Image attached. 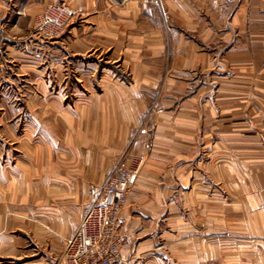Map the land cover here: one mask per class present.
Masks as SVG:
<instances>
[{"label": "crops", "instance_id": "1", "mask_svg": "<svg viewBox=\"0 0 264 264\" xmlns=\"http://www.w3.org/2000/svg\"><path fill=\"white\" fill-rule=\"evenodd\" d=\"M59 1L67 2L83 14V23L69 28L57 40L44 42L33 35L36 18L47 5ZM137 1L126 0L121 5L122 0H41L34 5L31 0H0V48L4 50L0 55V80L24 83L41 80L47 71L43 72L44 65L61 66L53 57H46L45 51L63 45L69 47L64 53L67 64H86L82 52L88 41L77 33L87 28L105 34L107 37L99 41L100 46L114 49L120 47L121 34L140 32L125 38L127 47L135 50H142L143 43L150 41L149 34H153L157 60L163 58L165 63L163 38L166 27H171L174 48L181 49L183 44L189 47L173 57L174 71L199 70L202 77L198 80L195 76L193 85L191 80L183 82L176 74L171 79L172 85L180 88L174 91L180 99L164 101V109L157 117L151 155L122 212V231L130 242L123 258L130 264H264V249L260 248L264 241V165L261 164L264 160V38L261 36L264 33L257 25L261 24V0H165L170 2L167 3L170 7L166 6L162 23L153 32L148 30L147 12ZM224 1L237 2V6L245 1L257 5L255 8L254 3L247 9L218 7ZM190 2L203 5V10L207 6L205 2H209V10H205V16L209 17L217 9L216 15L221 14L220 17L226 11L234 12L229 34L224 35L222 28L218 30L213 24H204L199 38L190 44L182 40L181 28L197 33L198 11ZM215 2L217 9H213ZM246 16L254 18L253 25L245 26ZM166 17H172L175 24L168 23ZM145 18L146 24L139 25ZM118 20L123 22L120 24ZM133 24L137 25L133 27ZM38 51L44 57H38ZM108 66L110 71L117 72L114 65ZM84 71L83 66L72 75L65 73L66 87L56 96L72 91L70 82H81ZM160 79L159 73L157 83ZM27 85L30 90V84ZM185 85L194 89L190 87L186 92ZM158 87L159 84L157 90ZM38 89L35 86L25 94L55 95L48 89L38 93ZM3 90L8 88L0 91ZM9 91L12 95L24 93L15 88ZM147 93L144 95L148 96ZM147 108L144 101L140 106L137 103L118 106L116 102L95 105L92 110L80 104L70 107L57 103L39 109L29 104L28 110L36 115L29 126L34 134L29 131L32 138L28 156L22 155V148L17 147L15 166L10 174L3 170L0 182V262L8 256L14 258L10 264H37L39 259L44 264L47 261L54 264L53 255L62 251L63 242L78 227L129 143L132 121ZM95 110L98 115L90 120L87 113ZM41 112L48 113L43 120L38 117ZM16 119L11 122L14 126L8 123V128L15 129ZM214 182L220 187L215 188V195ZM25 183L28 191L45 194L43 200L31 205L26 201L34 219L39 216L44 231L34 224L35 232L42 233L37 239L45 243L43 249L36 244L31 246L30 254L22 258L26 238L5 232L13 231L14 218L22 213L15 209V202L5 201L4 194L15 195ZM229 190L249 195L228 204L221 193ZM245 208L252 213L247 219L238 212ZM229 228L242 234L237 233L240 249H230L233 244L220 239ZM232 251L250 260L247 263L237 257L230 260Z\"/></svg>", "mask_w": 264, "mask_h": 264}, {"label": "rangeland", "instance_id": "2", "mask_svg": "<svg viewBox=\"0 0 264 264\" xmlns=\"http://www.w3.org/2000/svg\"><path fill=\"white\" fill-rule=\"evenodd\" d=\"M41 2V0H31V3L34 5H38ZM120 3V1H117ZM138 4H140L141 8L147 12L146 18H148V30L155 31L157 26H160L162 23V12H166V6L170 7L168 4V1L165 0H138ZM126 0H122L121 5L125 4ZM168 3V4H167ZM206 3V9L209 10L208 5L209 2ZM239 8H252L253 4L255 3V8L257 5V2L252 1H245V2H238ZM191 5H193L194 8L198 11V25H197V33H190L181 28V39L187 40V42L190 44V41H194V38H199V33L204 24L208 26L209 24H213L214 28H217L218 30H221L224 33V35L229 34L228 33V27L233 26L232 22V15L228 14V11L225 12L223 16L220 17L221 14H217V2L213 3V9L214 10V16L209 17L205 16V10L204 6H199L197 2H190ZM242 4H244V7H242ZM51 5H64L68 8H70L74 13V17L67 23L64 31L60 36H56L53 39H47L45 38L40 32H39V23L41 21L42 15L45 12L46 8ZM227 7L229 8H236L237 2H231V1H224L220 2L218 7ZM261 9V24L260 27L262 28V32L264 33V0L260 1V7ZM201 9V10H200ZM236 12V11H235ZM83 14H81L78 10H76L72 5L68 4L64 1H59L56 3H52L47 5L41 14L36 18L35 25H34V31L33 35L38 37L40 40L44 42L57 40L58 38H61L62 36L67 34L68 29L78 26L83 23ZM146 18L142 20V22H139L138 24H146ZM172 17H166V20L172 22L171 24H175L172 20ZM250 19H252L250 21ZM253 17L252 16H246L244 19L245 26L253 25ZM194 18L192 19V21ZM191 21V22H192ZM118 22L121 24L122 22L118 20ZM189 22V21H188ZM259 22V21H257ZM192 23H186L184 25H188ZM134 25V24H133ZM137 24H135L133 27H135ZM167 26V25H166ZM183 26V25H182ZM140 29V28H139ZM140 33L139 31H136L132 34H121L122 37H119V48L114 49V47L109 48L108 46H100L101 43L99 41H103L107 36L103 33H94L91 32V29H85L84 31H79L77 34L80 38H82L85 41H88L86 44L88 46H84V50L82 52V56L84 57V63L81 62V66L71 63V65L67 64L68 59L64 57V53H66V48H69L68 46H59L52 49L46 50V57H53L55 63L59 62L61 66H52V65H44L43 66V72L46 73L44 77H42L41 80H34L31 79L29 82L24 83L22 80H19L17 82H8L4 80H0V88L4 89L8 88V91H0V182H2V174L3 170L5 172H8L9 174L12 172L13 167L16 163V154L18 153L17 147H21V153L24 156H28V145L30 138H32V135H30L29 131L31 129L29 126L31 125V122L34 120L35 115L32 111L28 110L29 104H35L38 106V109L42 106L46 105H55V104H63L64 106H76L80 104L81 106L85 107L86 110H92L93 106L97 105H109L114 102L118 104V106H123V104H136L137 106H140L142 104V101L145 102V105L148 107L147 111L141 116L138 117L136 121H132L131 125V134H130V140L127 144L125 150L120 155L116 163L114 164L113 168L110 170L109 174L112 172V170L115 167H123L127 170H133L137 172V180L134 183V185L131 188L135 187L137 184L141 172L146 167L147 160L149 159L151 155L152 150V139L154 138V134L156 131V125H157V117L164 109V101L165 103L168 100H177L180 99V95L177 93H174L175 90L180 91L179 87H175L171 83V79L174 74L181 77L183 82H189L191 80L192 85L194 84V80L197 77V79H201V72L199 70H190V69H181V71H174V65H173V57L178 56V52H184L189 49L188 45H182L181 49L174 48L173 43V30L171 27H166V32L164 33L163 38V44L164 49L163 52L165 54L164 62L163 58L161 60H157V54H156V43H155V35H150V41H145L143 43V49H137L135 48H129L127 47L128 42H126L125 38L128 37V35H137L136 33ZM231 34V33H230ZM177 34L175 32V38ZM220 37V36H219ZM261 38H264V35L261 36ZM157 42V41H156ZM135 44V43H134ZM176 45V43H175ZM65 47V48H64ZM4 50L0 48V55H3ZM43 53V52H42ZM81 54V53H80ZM38 57H44V55H40V52H37ZM57 59V60H56ZM89 60L90 62L93 60L95 62L93 63H87ZM71 62V61H70ZM108 64L114 65L117 69V72L115 73L114 70L110 71ZM84 66V76L83 80L76 81L73 80V82H70L72 84L73 90L67 91L64 93V96H56V94H59L60 90L64 91L67 82H65L64 78L66 79V74H74L76 72V69L78 67ZM184 68V66H182ZM58 69V72H61V74H57L56 70ZM179 72V73H178ZM142 73V74H141ZM159 73L161 74V79L157 83V78ZM141 75V76H140ZM196 76V77H195ZM203 81V80H201ZM36 83V84H35ZM203 83V82H202ZM30 84V90H28V85ZM157 84H159L158 90L156 89ZM39 88L38 93H45L48 89L49 93H53L55 95H47V96H36L31 97L26 94H29L31 91H33L34 87ZM46 86V87H44ZM27 87V88H26ZM71 87V86H69ZM185 89L184 91H189L190 87H187L186 85L183 86ZM11 88H15V90H22L25 94L18 95L15 93L12 95ZM18 88V89H16ZM25 88V89H23ZM0 89V90H1ZM46 89V90H44ZM194 89V86L193 88ZM182 90V91H183ZM148 92V96H145L144 93ZM6 94V95H4ZM135 95V96H134ZM177 97H176V96ZM184 97H182L183 99ZM167 105H165L166 107ZM5 111V112H3ZM123 113V112H120ZM45 115V117L48 115V113H38V117H40L42 120L45 118H42ZM87 115L90 117V120H92V117L95 115H98V113L95 111L87 113ZM4 116V117H3ZM16 127L13 130L12 127L8 128V123H11L14 118H16ZM5 123V126H3ZM13 125V123H11ZM15 125V124H14ZM13 125V126H14ZM5 127V128H4ZM91 127V126H89ZM87 128V126H86ZM42 131V130H40ZM32 132V131H31ZM34 134V130L32 132ZM25 135V138H24ZM20 143V145H16L17 143ZM262 150L264 153V143H262ZM264 158V157H263ZM261 164L264 165V160H261ZM107 175V177L109 176ZM6 175V173H5ZM7 175L5 176V181L7 180ZM35 182V178H33ZM107 179V178H106ZM216 183H213L214 186V195L215 188L220 189ZM28 183H25L22 185V188L19 190V192H16L15 195H13L11 192H5L4 199L7 202H11L12 204L15 202V206H17L15 209L20 211L21 216L14 218V229L12 230H6V234H12L15 233L18 236L25 237L26 238V247L23 246L21 252L22 258L24 254L29 255V248L36 244L38 248H44V241H41L37 238L42 234L40 232H35V225L40 227L43 231L44 228L40 225L39 222V216H36V219H34V213L31 212V209L28 208V204H33L36 200H43L44 193H38V192H32L25 189L27 188ZM131 191L129 193V196L131 194ZM2 194V193H1ZM221 195L223 196L224 200L228 202V204H233L234 202H238L242 200L243 198H246L249 193H236L229 190V192H222ZM128 196V200H129ZM2 195L0 196V200H2ZM28 204H26L27 202ZM54 201H58V199H55ZM128 204V202H127ZM54 206L55 203H53ZM127 206V205H126ZM37 212V210L35 211ZM239 214L241 213L244 217V219L252 216V213L245 208L244 211L239 210ZM39 213V212H37ZM229 213H233V210H229ZM25 215V216H23ZM28 215V216H27ZM80 224V223H79ZM250 227V226H249ZM247 228V227H246ZM76 230V229H75ZM74 230V232H75ZM74 232L72 235L65 240L63 243V249L58 252L57 254L53 255L54 264H67L63 260L64 250L67 246V243L72 238ZM248 232V231H246ZM251 232V231H250ZM238 232H233L229 228V232L225 233L223 237L220 236V239L223 240V242H228L230 245V249H240V245L237 237ZM239 234V233H238ZM240 236L242 234H239ZM37 236V237H36ZM253 241H250V246ZM249 245V244H248ZM35 246V247H36ZM34 247V246H33ZM247 246H244L246 248ZM252 247V246H251ZM261 249H264V241L261 242L260 245ZM33 248H31L32 250ZM36 250H38L36 248ZM28 251V252H27ZM39 251V250H38ZM33 252V251H32ZM239 252H230L229 253V259H233L237 257V260H243L246 261L250 260V258H244L241 256V254H238ZM58 255V256H57ZM233 257V258H232ZM11 259H14L12 257H4L0 262V264H10L9 262L12 261ZM226 259V258H225ZM41 259L38 260L37 264H44V260L39 262ZM221 260V259H220ZM253 260V258H252ZM19 261V260H18ZM15 263V262H14ZM46 263L51 264L52 262L47 261ZM19 264V263H15ZM22 264V263H20ZM130 264V263H129ZM216 264H221L217 262Z\"/></svg>", "mask_w": 264, "mask_h": 264}, {"label": "built area", "instance_id": "3", "mask_svg": "<svg viewBox=\"0 0 264 264\" xmlns=\"http://www.w3.org/2000/svg\"><path fill=\"white\" fill-rule=\"evenodd\" d=\"M74 15L64 5H51L42 15L39 32L47 39L60 36ZM136 180V171L120 166L112 170L67 243V264H129L122 255L130 242L122 231L121 215Z\"/></svg>", "mask_w": 264, "mask_h": 264}]
</instances>
